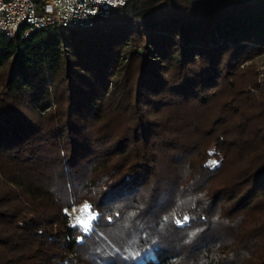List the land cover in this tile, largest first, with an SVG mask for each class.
Returning a JSON list of instances; mask_svg holds the SVG:
<instances>
[{
    "label": "trees",
    "instance_id": "trees-1",
    "mask_svg": "<svg viewBox=\"0 0 264 264\" xmlns=\"http://www.w3.org/2000/svg\"><path fill=\"white\" fill-rule=\"evenodd\" d=\"M24 31L0 34V264H264V0Z\"/></svg>",
    "mask_w": 264,
    "mask_h": 264
},
{
    "label": "built area",
    "instance_id": "built-area-1",
    "mask_svg": "<svg viewBox=\"0 0 264 264\" xmlns=\"http://www.w3.org/2000/svg\"><path fill=\"white\" fill-rule=\"evenodd\" d=\"M129 1L131 0H0V34L13 37L21 28H25L24 37L32 30H90L102 25L116 9ZM255 73L257 86L264 97V53L259 57ZM74 210V207H70L68 211Z\"/></svg>",
    "mask_w": 264,
    "mask_h": 264
},
{
    "label": "rangeland",
    "instance_id": "rangeland-1",
    "mask_svg": "<svg viewBox=\"0 0 264 264\" xmlns=\"http://www.w3.org/2000/svg\"><path fill=\"white\" fill-rule=\"evenodd\" d=\"M259 57L255 59V67H256L257 62L259 60ZM71 207H74L75 208L74 212L68 211L70 209V207L67 209V213L69 214V216L71 218V223L72 224H78L82 228H85L84 227V224H87L88 225L91 222V220L93 218L92 215L88 212V210H87V212H83L82 213L81 210L85 207L84 205H82L80 207H76V206H71ZM77 218H79L80 223H77Z\"/></svg>",
    "mask_w": 264,
    "mask_h": 264
},
{
    "label": "snow or ice",
    "instance_id": "snow-or-ice-1",
    "mask_svg": "<svg viewBox=\"0 0 264 264\" xmlns=\"http://www.w3.org/2000/svg\"><path fill=\"white\" fill-rule=\"evenodd\" d=\"M87 210H88V206L85 205V207L81 211L83 213V212H87ZM77 223H80L79 218H77ZM84 227H85V229H87L88 228V225L87 224H84Z\"/></svg>",
    "mask_w": 264,
    "mask_h": 264
}]
</instances>
